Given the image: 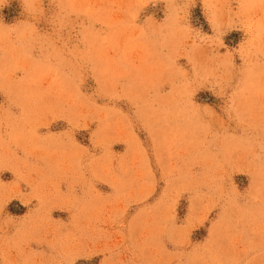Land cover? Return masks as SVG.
<instances>
[{
    "label": "rangeland",
    "instance_id": "374dc122",
    "mask_svg": "<svg viewBox=\"0 0 264 264\" xmlns=\"http://www.w3.org/2000/svg\"><path fill=\"white\" fill-rule=\"evenodd\" d=\"M0 264H264V0H0Z\"/></svg>",
    "mask_w": 264,
    "mask_h": 264
}]
</instances>
